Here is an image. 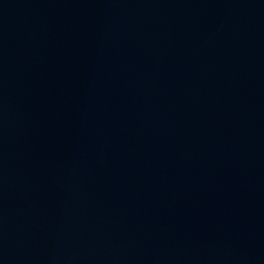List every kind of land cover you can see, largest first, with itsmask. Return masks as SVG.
Wrapping results in <instances>:
<instances>
[{
  "label": "water",
  "instance_id": "water-1",
  "mask_svg": "<svg viewBox=\"0 0 264 264\" xmlns=\"http://www.w3.org/2000/svg\"><path fill=\"white\" fill-rule=\"evenodd\" d=\"M0 264H264V0H0Z\"/></svg>",
  "mask_w": 264,
  "mask_h": 264
}]
</instances>
